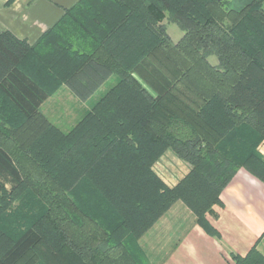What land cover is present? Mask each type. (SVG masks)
Masks as SVG:
<instances>
[{
	"label": "trees",
	"instance_id": "1",
	"mask_svg": "<svg viewBox=\"0 0 264 264\" xmlns=\"http://www.w3.org/2000/svg\"><path fill=\"white\" fill-rule=\"evenodd\" d=\"M261 1L230 10L223 0H115L128 19L142 21L139 28L149 30L150 49L145 41L141 49L136 23L133 41L139 49H101L117 57L110 66L118 82L67 133L37 107L43 95L50 96L78 70L66 73L64 58L45 61L35 54L38 43L0 32V94L8 112L17 114L0 118V149L22 177L16 190L28 187L43 204L34 240L40 264H141L138 239L177 201L208 235L218 237L205 215L220 204L234 173L245 168L264 183V158L257 151L264 139ZM165 18L183 32L175 44L161 25ZM155 52L178 62L179 79L153 97L132 73L142 57ZM210 55L217 57L218 67L208 64ZM92 62L107 65L98 58ZM14 71L20 78L13 84L8 77ZM26 81L34 86H24ZM179 86L196 96L190 105L171 101ZM10 87L19 99L25 92L37 102L14 101ZM168 149L191 167L173 188L152 170ZM82 183L117 213L113 228L73 198ZM4 194L0 183V211ZM232 261L264 264V257L253 247Z\"/></svg>",
	"mask_w": 264,
	"mask_h": 264
},
{
	"label": "crops",
	"instance_id": "2",
	"mask_svg": "<svg viewBox=\"0 0 264 264\" xmlns=\"http://www.w3.org/2000/svg\"><path fill=\"white\" fill-rule=\"evenodd\" d=\"M127 15L128 11L120 10L115 0H0V32L8 31L29 45L38 43L41 49H35V54L45 61L64 58L66 73L78 70L62 85L67 86L66 101L78 107L79 122L118 82L110 66L113 57H117L101 49H139L133 41L135 20ZM161 25L172 43L183 36L173 40L166 24ZM106 37L108 40L103 42ZM112 37L120 43L110 41ZM141 48L145 49L144 40ZM95 58L107 65L92 62ZM81 60L85 65L78 64ZM16 78L20 75L14 71L8 80L14 84ZM24 86L34 85L26 81ZM62 88L52 96L38 99V111L46 115L45 112L55 110L46 102ZM11 91L14 101L37 102L25 92V99H19ZM257 151L264 158V139ZM156 164V174L168 188L190 171L169 151ZM219 201L206 216L218 237L208 235L185 207L174 205L138 239L141 264H232L233 256L243 257L253 247L264 257V183L239 168L220 193Z\"/></svg>",
	"mask_w": 264,
	"mask_h": 264
},
{
	"label": "rangeland",
	"instance_id": "3",
	"mask_svg": "<svg viewBox=\"0 0 264 264\" xmlns=\"http://www.w3.org/2000/svg\"><path fill=\"white\" fill-rule=\"evenodd\" d=\"M248 1L249 0H223L222 4H224L225 9L237 10L242 8ZM261 9L264 11V0L261 1ZM135 23L136 28H139L142 21L137 19L135 20ZM162 23L166 24L165 26L168 28V34L173 40H176L183 35V32L180 31L174 23L169 22L168 19H163ZM139 30H141V39L145 41L150 49L149 30L143 28H139ZM136 36L140 35L137 33ZM125 57L127 59H133V55H125ZM140 61V66L137 67V71H134L132 75L153 97H156L158 94H164L168 91L171 84H173L176 79H179L177 67L179 64L175 59H165L162 55L160 56L158 52H155L154 54H147L146 58L144 56ZM206 61L212 67H218V60L215 55L208 56ZM62 87L63 85L51 93L50 96L57 93ZM66 87L67 86H64L62 92L55 97L53 96L46 102L50 108L55 110L44 111L46 113V115H44L47 116L46 120L62 132L68 131L73 125H75L74 123L79 120V113L76 112L78 109L77 105L72 101H66V96H69L68 93L64 91L67 90L65 89ZM173 92L175 98L171 101L177 99L190 105L191 101L196 98L195 95L186 93L185 87L183 86H179L177 92L175 89ZM0 107V115H4L0 117L1 120L7 118L8 115H17L16 113L8 112L7 108L10 106L6 100L2 98L1 94ZM246 149H250V147H247ZM166 151L172 153L176 158L178 157L171 149ZM233 156L239 157L240 155L235 152L233 153ZM189 168L191 169L190 166ZM21 179L22 177L12 159L0 149V183L5 189L0 211V262H2V264L5 262L8 264H40V262H38L40 254L36 248H34V240L38 233V226H36L37 213L40 215L43 204L33 195V192L29 190L28 187L21 192L16 190V186ZM72 194L73 198L79 202L82 209L91 215L92 218H95L101 223L110 221L109 228L114 227L119 216H117L115 211L111 212L104 197L91 191L84 183L80 184ZM174 205H181L190 211L180 201L173 203L169 209ZM216 206L218 205L213 206V208ZM169 209L163 213L156 222L164 216V214L169 212ZM192 215L194 216L193 213ZM207 215L210 214H206L205 218Z\"/></svg>",
	"mask_w": 264,
	"mask_h": 264
},
{
	"label": "built area",
	"instance_id": "4",
	"mask_svg": "<svg viewBox=\"0 0 264 264\" xmlns=\"http://www.w3.org/2000/svg\"><path fill=\"white\" fill-rule=\"evenodd\" d=\"M156 163H157V162H156ZM156 163H155V164L153 165V167H152V170H153V172H154L155 174H156L157 171H158V168H157V167H158V166H157L158 164H156ZM156 176L158 177L157 174H156ZM158 178H159V177H158Z\"/></svg>",
	"mask_w": 264,
	"mask_h": 264
}]
</instances>
